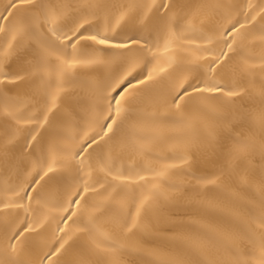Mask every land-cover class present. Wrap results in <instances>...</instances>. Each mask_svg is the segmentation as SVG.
Returning <instances> with one entry per match:
<instances>
[{"label":"snow or ice","instance_id":"obj_1","mask_svg":"<svg viewBox=\"0 0 264 264\" xmlns=\"http://www.w3.org/2000/svg\"><path fill=\"white\" fill-rule=\"evenodd\" d=\"M21 7L27 11L9 28L11 40L7 50L0 52V59L17 50L13 42L26 41L22 47L26 51L28 68L21 67L11 75L3 74L0 86H18L30 75L49 69L60 77L77 67L95 72L104 68L111 71L100 75L92 85L95 103L101 106L99 117L103 122L95 121L99 123V130L83 136L74 135L69 127L71 116L66 117L63 130L54 132L47 145L51 162L36 160V175L11 189L14 198L0 202V212L15 208L27 213L33 200L45 206L51 204L60 214V224L65 227L68 221L74 225L81 224L80 230L88 233L95 251L114 254L119 250L114 234L97 226V221L112 211L113 204L117 203L116 197L124 190V181L129 179L126 173L115 172L110 161L118 152L133 145V141L147 139L142 134L143 120L138 109L142 93L158 89L160 98L171 113L162 119L176 126H190L197 112L223 110L224 122L233 130L255 122L264 132V81H261L258 91H250V77L256 65L250 63L252 58L244 54V50L253 47L257 41L264 47V7L255 15L241 12L239 16L242 19L224 15L228 21L225 25L215 21V17L226 9L225 4L220 0L201 4L197 9V15L203 14L199 27L193 23V14L186 11L191 7L188 0H161L159 4L156 0L150 3L130 0L120 5L115 16L109 12L114 6L105 0H76L75 3L12 0L8 5L9 9ZM12 15L9 11L8 16ZM0 19L7 17L0 16ZM124 29L133 33L146 32L147 35L132 34L121 39L118 30ZM3 31V26H0V32ZM195 31L200 33L195 38L199 43H194L193 37L187 35ZM161 47L171 57L166 64L154 63L161 59ZM237 56L240 57L239 62L236 61ZM259 67L264 72V56L259 60ZM141 68L147 69L146 73L136 76ZM0 104V116L15 126L6 141L0 144V152L7 157L9 146L15 142L22 124H36L43 128L49 117L46 113L27 115L22 101L2 90ZM51 110L48 109L49 112ZM89 110H92L91 106ZM156 119L161 118L153 117ZM35 131L37 129L29 132L30 140L26 141L25 147L30 148L31 142L37 141V135L32 134ZM67 142L78 144V147L69 146ZM236 143L237 159L245 158L254 147L249 141L237 140ZM138 150L142 151L143 145ZM260 158L264 169V147L260 150ZM60 168H74L80 183L71 194L66 192L64 199L52 202L42 195L40 189L49 184L58 190L62 187L65 177L58 175ZM143 171L164 176L167 169ZM96 173H103V179H94ZM136 175L138 181L148 182L145 175L139 172ZM89 180L93 182L89 183ZM207 182L215 183V180ZM109 188L113 192H109ZM260 191L264 193V182ZM154 194L159 195L158 190ZM144 203L142 201L136 208L135 216L128 212L117 221L121 231L132 233L138 227ZM260 203L262 211L259 215L249 210V220L237 223L224 236L216 234L214 229L188 236L190 248L199 250L210 245L222 247L235 255L236 249L228 241L246 239L253 244L254 254L251 259H237L235 264H264V197ZM253 225L260 230L259 242L255 239ZM43 226V222L27 218L16 225L6 223L3 233L6 245H0V264H61L60 257L67 251L69 242L65 239L68 235L65 227L59 225L56 231L64 235L59 236L54 246L38 261L32 259L36 244L30 237L33 233L38 235ZM53 257H56L55 261ZM64 264H90V261L81 253L79 258ZM188 264L212 262L196 259Z\"/></svg>","mask_w":264,"mask_h":264},{"label":"bare ground","instance_id":"obj_2","mask_svg":"<svg viewBox=\"0 0 264 264\" xmlns=\"http://www.w3.org/2000/svg\"><path fill=\"white\" fill-rule=\"evenodd\" d=\"M12 0H0V52L7 50L11 40L9 28L25 15L27 9H9ZM56 3H75L76 0H54ZM113 5L109 9L111 15L119 13L120 5L130 0H105ZM137 3H150L151 0H136ZM161 0H156L159 4ZM215 0H188L191 5L186 9L194 16L193 23L199 27L203 14L197 15L198 5ZM227 7L222 15L215 17L220 24H227L224 15L230 14L232 18H241V12H252L253 15L264 7V0H220ZM249 5L252 7L249 8ZM13 13L8 16V12ZM259 20V17H257ZM119 38L123 39L133 33L128 29L118 30ZM194 43L200 41L195 38L200 35L198 31L189 32ZM16 51L6 58L0 59V77L28 68L25 63L26 51L22 44L26 41L13 42ZM246 56L251 57L250 63L256 65L250 77L252 84L250 91L255 93L264 81V72L260 70L259 60L264 56V47L255 42L253 47L244 50ZM194 55V53H193ZM171 57L163 52L161 59L154 63L166 64ZM240 61V57H236ZM152 66L150 65L149 68ZM110 68L95 72L86 68L69 69L67 74L60 77L54 70H45L30 75L18 86H0V90L9 96L18 97L27 115L40 116L46 113L49 122L43 128L36 124H22L15 142L9 146V153L4 157L0 152V202L14 198L11 189L18 184L31 180L36 175L34 162H51L52 157L47 154V145L51 142L53 133L62 131L63 121L71 116L70 130L83 136L99 130L100 105L95 103L96 96L92 87L100 75H107ZM141 68L136 76L146 73ZM142 102L138 105L143 120L142 134L147 139L133 141L126 150L118 152L110 165L115 172H124L129 177L124 181V190L116 197L112 211L100 216L97 226L111 231L119 244V250L114 254H103L95 251L88 233L81 231V224L68 221L67 227L60 224L59 213L42 202L31 201L29 211L22 209H5L0 212V245H6L4 239V225L6 223L20 224L26 218L35 222H43L39 234L33 233L30 239L35 242L36 248L32 255L33 260L54 246L56 239L64 233L56 231L57 226L65 227L68 233L65 239L69 246L60 257L61 264L65 261L77 259L85 254L90 264H176L184 261L185 264L196 259L206 260L216 264H235L237 259H251L254 246L246 239H235L228 243L236 249V254L210 245L202 246L199 250L190 248L187 237L200 232L214 229L216 234L224 236L237 223L249 220V210L259 215L262 211L261 199L264 193L260 186L264 182V169L260 158V150L264 147V132L255 122L251 126L237 127L235 130L224 122L223 110L218 112L200 111L187 127L171 124L162 119L171 115L167 106L160 98L159 91L144 92L141 94ZM53 105H55L53 107ZM92 110H89V107ZM2 107V104H0ZM51 108V112L48 109ZM153 117L161 119L153 120ZM99 119V123L95 121ZM14 124L5 117L0 116V144H3L14 130ZM37 135V141H32V147H25L30 140L29 132ZM237 140L249 141L253 149L243 159L235 156ZM65 143V142H62ZM69 146L78 147V144ZM143 145V150H138ZM185 159L187 162H185ZM151 169L160 171L167 169L166 175L154 176L153 172L143 171ZM147 177L148 182L138 181L137 173ZM58 175L65 177L62 187L58 190L54 185H45L40 189L42 195L55 202L65 198V193L71 194L75 186L80 183L74 168H60ZM87 179V177H84ZM94 179H103V173L94 174ZM215 180V183H208ZM93 180H89L92 183ZM38 187V186H37ZM158 190L159 195H156ZM109 192L113 189L109 188ZM119 191V189H117ZM35 197L36 193H32ZM144 201L141 214L138 218V227L132 233L121 231L117 221L124 214L131 212L135 216L136 208ZM122 202V203H120ZM28 202H26L27 204ZM254 228L257 242L260 239V230ZM56 257H53V261Z\"/></svg>","mask_w":264,"mask_h":264}]
</instances>
